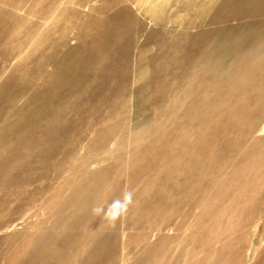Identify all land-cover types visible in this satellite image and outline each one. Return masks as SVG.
Here are the masks:
<instances>
[{"label": "rangeland", "instance_id": "1", "mask_svg": "<svg viewBox=\"0 0 264 264\" xmlns=\"http://www.w3.org/2000/svg\"><path fill=\"white\" fill-rule=\"evenodd\" d=\"M83 1L28 0L15 14L26 20L21 34L12 43L0 44V148L5 130L25 118L23 110L33 95L61 88L54 93L58 110L44 113L25 134L7 137L9 151L0 153V264H201L204 258L209 264H264V76L259 77L260 108H246L244 114V125L258 117L256 131L239 142L242 152L216 174L211 189L204 180L194 192L198 182L177 178L183 163L175 168L172 151L179 147L169 150L158 128L140 137L144 124L166 122L160 114H166L171 99L155 100V90L177 84L152 80L159 58L169 48L155 35L158 27L144 23L146 30L134 37L137 28L132 26L124 39L131 47L125 61L114 56L88 78L78 69L69 79L79 81L75 91H68L65 76H56L72 55L81 66L84 54L76 40L82 36L79 24L89 21ZM175 1L163 0V5ZM102 2L93 0L90 5L99 7ZM33 5L42 12L29 15ZM139 6L153 9L151 2ZM48 9L50 15L45 13ZM209 9L215 6L196 5L194 11L173 18V8L168 16L159 10L154 17L191 22L197 15L204 22L212 17ZM115 14L113 10L106 16ZM184 31L193 36L201 32L203 37L209 32L175 29L173 37ZM124 72L127 92L119 98L112 90L122 86ZM66 96L73 97L64 100ZM134 137L140 142L135 144ZM258 160L261 186L251 189L257 176L243 169ZM194 173L192 168L185 175ZM234 180L242 183V193L226 189ZM91 192L96 194L92 201L77 207L74 202ZM233 216L237 218L231 220ZM201 233L205 239L217 238L203 251L195 247ZM44 236L56 242L53 252L45 248Z\"/></svg>", "mask_w": 264, "mask_h": 264}, {"label": "bare ground", "instance_id": "2", "mask_svg": "<svg viewBox=\"0 0 264 264\" xmlns=\"http://www.w3.org/2000/svg\"><path fill=\"white\" fill-rule=\"evenodd\" d=\"M92 1L84 0L82 2L83 7L88 10L89 21L85 24H79L82 36L76 40L80 41L79 48L84 54L80 59L81 66L78 58L72 55L67 58V60L69 59L67 67L64 69L58 67L56 76H65L63 81L64 84H69L68 91H75L79 81L69 79L73 78L78 69H81L80 72L85 78H88L89 73L114 61V56H120L125 61L131 47L124 43V39L132 26L137 28L134 37L140 31L146 30L144 23L158 27L155 35L165 39L169 48L164 49L166 51L159 58L161 62L157 64L158 67L152 80L158 82L175 80L177 84L175 87L162 84L155 90L153 94L155 98L157 97L155 100L171 99L166 114H160V119L164 118L166 122L159 121L157 126L144 124L140 128L142 129L140 137L142 134L146 135L152 132L153 128H158L157 131H162L165 134L164 144L169 147V150L172 151L171 148L179 147V151H172L174 159L177 160L175 168L178 164L183 163L177 178L182 177L185 181L198 182L194 192L202 187L204 180L207 182V189H211L210 187L215 185L216 174L226 170L234 154L238 155L242 152L239 149L241 147L239 142L241 143L246 134L250 135L256 131L258 117L255 116L250 123L244 125V114L246 108H260L258 101L262 98L258 95L260 91L258 86L260 85L259 77L264 76V0H222V2L217 0H176L169 7L167 4L163 5V0H103L105 4L99 7L91 6ZM147 2L153 4V9L143 11L144 7L141 9L139 3ZM26 4H28V0H0V44L12 43L13 37L21 34V28L26 24V20L18 18L15 14L27 6ZM34 4L36 5V3ZM202 4L215 6L214 10L209 9L213 12L210 20L205 18L207 21L204 22L199 21L197 15L193 16L191 22H170L169 17L162 19L161 16L163 15L154 17L159 10L168 16L169 11L173 8V18L177 14L194 11L196 5ZM32 7L28 11L29 15L33 12H42L38 6L33 5ZM113 10L116 11V14L108 19L106 15ZM45 13L50 15L52 12L48 9ZM94 14L104 17L97 18L94 17ZM48 18L50 19V17ZM232 21L237 22L238 25L230 26ZM166 25H170V27H166ZM175 29H205L209 32H207L206 37L199 35L201 32H197L193 36L187 31L180 32L178 36L173 37ZM197 35L202 36V39ZM133 41L134 39L132 44ZM120 44L122 45L121 48L118 46ZM7 57H11V55L8 54ZM127 78L128 73L124 72L122 86L113 88V94L121 95V97L126 94L125 83ZM103 79L105 78L101 80L103 81ZM59 90L61 88L47 90L45 96L36 94L31 97L29 104L23 110L25 118L20 120L19 117L18 121L13 124V128L5 130L7 135L6 139L1 142L0 153L9 151L7 137L11 139L21 136L22 132L25 134L29 126L40 123V117L44 113L58 110V106L55 107V105L60 102L54 93L59 92ZM72 97L66 96L64 100ZM136 103L135 106H138ZM147 107L145 108L147 109ZM236 136H239L238 140L234 139ZM133 141L135 144L140 142L137 137H134ZM259 161L248 166L247 169H243L244 172L247 171L248 174L257 176L254 186L253 184L250 185L251 189L261 186L263 171ZM192 168L195 172L194 175L186 176L185 173L191 171ZM210 168L213 170L210 171ZM180 170L182 171L180 172ZM90 184L89 182L88 185L90 186ZM104 188L105 184L102 190ZM233 188L242 193L243 186L239 180H234L233 184H228L226 187L227 190ZM250 188L248 187V189ZM95 193L84 194L81 197L82 200L79 199L80 203L76 199L74 203H78L76 204L77 207L89 204L96 195ZM241 197L244 196L241 195L239 198ZM151 212L150 208L149 213ZM237 216L230 217V219H236ZM214 235L216 236V234ZM204 236L205 233H201L195 244V247L201 251L208 248L211 241L217 239L215 237L205 239ZM44 246L48 252H53L52 247L56 246V242L52 240V237H47ZM221 253L227 254L225 250ZM209 262V258H204L201 264H209Z\"/></svg>", "mask_w": 264, "mask_h": 264}]
</instances>
